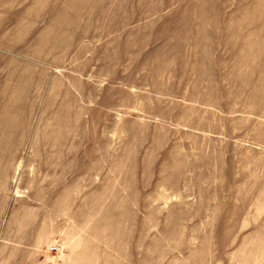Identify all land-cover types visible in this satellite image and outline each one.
<instances>
[{
	"label": "rangeland",
	"instance_id": "rangeland-1",
	"mask_svg": "<svg viewBox=\"0 0 264 264\" xmlns=\"http://www.w3.org/2000/svg\"><path fill=\"white\" fill-rule=\"evenodd\" d=\"M0 264H264V0H0Z\"/></svg>",
	"mask_w": 264,
	"mask_h": 264
}]
</instances>
